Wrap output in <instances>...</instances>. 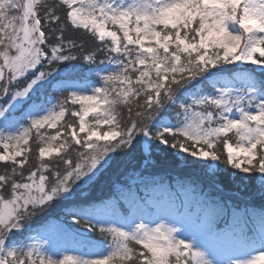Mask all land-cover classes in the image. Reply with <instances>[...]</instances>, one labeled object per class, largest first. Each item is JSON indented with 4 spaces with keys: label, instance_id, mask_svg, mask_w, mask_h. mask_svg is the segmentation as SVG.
Returning a JSON list of instances; mask_svg holds the SVG:
<instances>
[{
    "label": "snow or ice",
    "instance_id": "snow-or-ice-1",
    "mask_svg": "<svg viewBox=\"0 0 264 264\" xmlns=\"http://www.w3.org/2000/svg\"><path fill=\"white\" fill-rule=\"evenodd\" d=\"M154 149L264 199V0H0V264H264V206L163 183ZM138 150L127 207L96 202Z\"/></svg>",
    "mask_w": 264,
    "mask_h": 264
},
{
    "label": "trees",
    "instance_id": "trees-1",
    "mask_svg": "<svg viewBox=\"0 0 264 264\" xmlns=\"http://www.w3.org/2000/svg\"><path fill=\"white\" fill-rule=\"evenodd\" d=\"M72 37L77 39V42L81 40L85 41L86 52L96 47V44L83 33L72 34ZM218 151H222V149L218 148ZM152 158L157 163V167L150 168L147 174L155 176L157 179L162 178L165 184L190 178L196 181L198 185H201L203 191L213 194L218 198L223 197L230 203L240 204L241 207L245 203H250L257 208L264 206V199L259 195V177H252L250 180H245L241 183V174L237 172L235 178H231L233 170L230 166H226L222 162H209L203 169L193 168L185 164L184 157L179 158L178 162L171 166H161L159 164L161 157L157 155L155 149L153 150ZM221 159L223 160V155ZM142 164L143 160L140 150L126 157H115L111 167L101 175L98 182L89 190L88 194L98 203L105 201L107 198L116 199L119 205L124 203V196L121 194V189L126 188L128 183H132V179L130 178H134V172L138 174L143 170L141 167ZM2 167L3 165L0 164V168ZM137 187L143 189L142 185H137ZM140 194H144L143 190H141ZM124 206L127 207V204L124 203ZM190 210L192 212L196 211V202L194 200L191 203ZM57 216V212L52 213L53 222ZM46 219L44 218L42 220L41 218H37L34 226L44 223ZM77 227H82V225ZM94 238L99 239V234H95Z\"/></svg>",
    "mask_w": 264,
    "mask_h": 264
},
{
    "label": "rangeland",
    "instance_id": "rangeland-1",
    "mask_svg": "<svg viewBox=\"0 0 264 264\" xmlns=\"http://www.w3.org/2000/svg\"><path fill=\"white\" fill-rule=\"evenodd\" d=\"M149 195H154L156 199H159V200H163L164 199V196L160 193V192H156L155 194H153L151 191L149 192ZM113 198L111 199H108V200H105V201H109V200H112ZM116 200V199H115ZM117 201V200H116ZM117 208L120 207L119 205V202L116 203L115 205Z\"/></svg>",
    "mask_w": 264,
    "mask_h": 264
}]
</instances>
